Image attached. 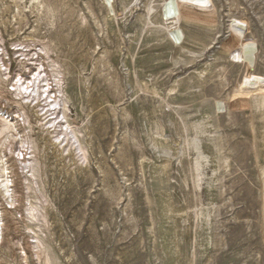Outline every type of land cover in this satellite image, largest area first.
<instances>
[{
	"label": "rangeland",
	"instance_id": "obj_1",
	"mask_svg": "<svg viewBox=\"0 0 264 264\" xmlns=\"http://www.w3.org/2000/svg\"><path fill=\"white\" fill-rule=\"evenodd\" d=\"M165 1L0 0V264H264V0Z\"/></svg>",
	"mask_w": 264,
	"mask_h": 264
},
{
	"label": "bare ground",
	"instance_id": "obj_2",
	"mask_svg": "<svg viewBox=\"0 0 264 264\" xmlns=\"http://www.w3.org/2000/svg\"><path fill=\"white\" fill-rule=\"evenodd\" d=\"M106 1L108 3H111L112 0H106ZM182 5H186L190 7L208 8L211 4H209V0H166L163 4L165 18L167 20H173L176 23L180 22V20L183 17L182 12H181ZM169 31H170L171 36L173 37V40H175L178 45H182L185 39V36L183 35L182 30L180 28L174 27L170 29ZM236 35L241 40V43H240L239 49H236L235 51H233L234 57H237L239 58L240 61L247 63L249 67L251 66L253 67L256 63V54H257L256 44L254 42H245L243 41V39L238 33H236ZM238 89L242 93L243 92L247 93L248 91H253L254 89L257 90L258 88L256 87L253 88L250 86L242 85V86H239ZM261 90L263 91V89Z\"/></svg>",
	"mask_w": 264,
	"mask_h": 264
}]
</instances>
